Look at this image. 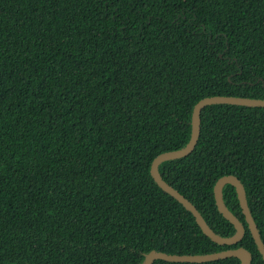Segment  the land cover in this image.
<instances>
[{"label":"trees","instance_id":"1","mask_svg":"<svg viewBox=\"0 0 264 264\" xmlns=\"http://www.w3.org/2000/svg\"><path fill=\"white\" fill-rule=\"evenodd\" d=\"M217 96L264 100V0H0V264H264L233 185L220 245L151 173ZM159 172L223 238L238 178L264 243V107L206 106Z\"/></svg>","mask_w":264,"mask_h":264},{"label":"water","instance_id":"2","mask_svg":"<svg viewBox=\"0 0 264 264\" xmlns=\"http://www.w3.org/2000/svg\"><path fill=\"white\" fill-rule=\"evenodd\" d=\"M214 104H229V105H239L247 107H264V100L251 99V98H241V97H231V96H217L204 99L200 101L194 111L192 117V136L189 144L182 150L166 152L159 155L152 163L151 173L158 185L164 189L167 193L177 199L182 203L196 218L198 225L202 229L205 235H207L212 241L220 245H233L240 242L245 234V226L243 223L227 208L223 199V188L227 184H231L236 188L237 196L242 208L243 214L246 218V222L250 229V232L255 240V243L264 259V243L262 241L261 235L259 234L258 228L252 217L249 209L247 194L243 184L235 176H224L218 180L215 185V200L220 213L229 220L236 228V233L230 238H223L216 234L206 223L197 208L185 198L178 190L173 188L171 185L166 183L160 175L159 166L168 160L180 159L188 156L196 147L200 131H201V114L202 110L209 105ZM229 257H236L240 259L241 264H251L253 260L252 254L244 249L238 248L235 250L219 252L207 255H169L161 252H152L146 257L145 264H153L156 260H164L169 262H187V263H205L211 261H217Z\"/></svg>","mask_w":264,"mask_h":264}]
</instances>
